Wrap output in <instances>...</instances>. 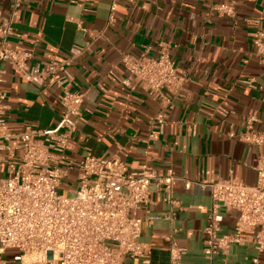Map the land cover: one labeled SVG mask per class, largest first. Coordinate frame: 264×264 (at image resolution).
<instances>
[{
    "label": "crops",
    "instance_id": "crops-1",
    "mask_svg": "<svg viewBox=\"0 0 264 264\" xmlns=\"http://www.w3.org/2000/svg\"><path fill=\"white\" fill-rule=\"evenodd\" d=\"M14 2L1 0L3 17H9ZM221 5L232 6L234 13L221 14ZM15 27L9 46L33 53L34 64L66 60L74 47L84 48L69 72L73 91L86 99L62 168L79 165L88 154L109 159L119 150L132 172L148 166L166 176L172 169L178 178L171 193L152 188L151 201L137 212L140 218L167 214L169 195L179 203L175 222L158 220L143 227L140 241L152 250L150 264H169L166 238L173 228L186 249L181 264H264L253 232H244L243 243L227 254L208 258L204 229L212 198L196 186L185 188L187 180L230 176L256 183L253 167L259 149L239 135L253 114L258 121L250 127L264 132V55L254 43L264 33V0H28ZM162 43L169 46L178 72L189 77L173 108L164 113V126L155 122L160 102L139 79L126 84L130 74L122 62L125 54L157 58ZM2 67L10 106L6 134L12 135L4 141L8 148L0 166V178H6L22 154L16 136L29 127L55 129L63 107L60 89L27 82L9 64ZM220 108L230 114L222 116ZM65 184L67 193L76 190L77 171L70 172ZM237 218L236 210L220 209L219 236L233 234ZM5 259L22 264L17 250H7ZM123 264L143 263L126 257Z\"/></svg>",
    "mask_w": 264,
    "mask_h": 264
},
{
    "label": "built area",
    "instance_id": "built-area-1",
    "mask_svg": "<svg viewBox=\"0 0 264 264\" xmlns=\"http://www.w3.org/2000/svg\"><path fill=\"white\" fill-rule=\"evenodd\" d=\"M27 1L15 0L7 18L0 12V166L8 148L4 141L12 137L6 134L10 106L3 90L6 72L2 64L12 66L27 82L60 89L63 113L53 130L29 127L16 136L21 158L8 177L0 178V264H8L5 254L10 249L19 251L22 264H123L126 257L150 264L152 250L140 241L143 227L158 220L175 222L179 203L169 195L165 199L171 206L167 214L140 218L137 212L151 201L152 188L171 193L178 178L172 169L166 176H159L148 166L132 172L119 150L109 159L88 154L79 165L62 168L65 154L72 147V136L79 130L76 120L86 99L85 94L73 91L69 72L84 48L74 47L70 58L41 65L33 63V53L10 47L9 38L16 33V18ZM116 9L114 3L111 22ZM218 11L229 16L234 13L232 6L227 5L219 6ZM254 43L258 54L264 55V33ZM160 46L157 58L125 54L122 62L130 74L126 84L139 79L143 88L160 102L155 122L164 126V113L173 108L175 95L189 77L178 72L169 46ZM218 112L222 116L230 114L221 108ZM257 121L255 114L248 117L250 126ZM250 126L239 139L259 149L253 167L255 185H247L234 176L217 181H185L187 190L196 186L208 191L212 198L204 229V252L208 258L227 254L234 244H242L244 232L254 233L256 250L264 253V132ZM71 171H77V188L63 194V182ZM222 208L238 212L231 235L219 236ZM178 231L173 228L166 238L169 264H181L186 254L175 239Z\"/></svg>",
    "mask_w": 264,
    "mask_h": 264
},
{
    "label": "rangeland",
    "instance_id": "rangeland-1",
    "mask_svg": "<svg viewBox=\"0 0 264 264\" xmlns=\"http://www.w3.org/2000/svg\"><path fill=\"white\" fill-rule=\"evenodd\" d=\"M67 189H70L69 184H65V186L62 187V193H63V194H68V193H67ZM69 195H70V194H69Z\"/></svg>",
    "mask_w": 264,
    "mask_h": 264
},
{
    "label": "bare ground",
    "instance_id": "bare-ground-1",
    "mask_svg": "<svg viewBox=\"0 0 264 264\" xmlns=\"http://www.w3.org/2000/svg\"><path fill=\"white\" fill-rule=\"evenodd\" d=\"M27 263L29 262V260L26 261Z\"/></svg>",
    "mask_w": 264,
    "mask_h": 264
}]
</instances>
